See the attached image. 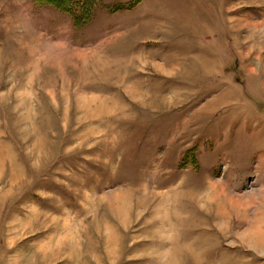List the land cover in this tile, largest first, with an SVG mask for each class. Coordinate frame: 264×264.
<instances>
[{
	"label": "rangeland",
	"instance_id": "374dc122",
	"mask_svg": "<svg viewBox=\"0 0 264 264\" xmlns=\"http://www.w3.org/2000/svg\"><path fill=\"white\" fill-rule=\"evenodd\" d=\"M93 13L0 0V264H264V0Z\"/></svg>",
	"mask_w": 264,
	"mask_h": 264
},
{
	"label": "trees",
	"instance_id": "16d2710c",
	"mask_svg": "<svg viewBox=\"0 0 264 264\" xmlns=\"http://www.w3.org/2000/svg\"><path fill=\"white\" fill-rule=\"evenodd\" d=\"M37 2L54 5L67 12L75 22H79L82 18L87 19L89 16L91 18L92 15H94V6L99 0H64L63 5L58 4L53 0H37Z\"/></svg>",
	"mask_w": 264,
	"mask_h": 264
},
{
	"label": "crops",
	"instance_id": "0c3cea01",
	"mask_svg": "<svg viewBox=\"0 0 264 264\" xmlns=\"http://www.w3.org/2000/svg\"><path fill=\"white\" fill-rule=\"evenodd\" d=\"M203 57H205V56H203ZM209 57H213V56H210L209 55ZM208 63L209 64H212L213 65V68H212V66L211 65H209V66H207V69H206V73L208 74V75H214V76H218L219 74H222V73H224V66L222 65V66H219L218 65V62H216V61H213V60H210V58H209V61H208ZM191 71V70H190ZM192 74V75H191ZM191 77L189 78V75L187 76V77H185V81H179V80H177V81H173V83H175V84H181V86L183 85V88H186V90L187 89H189L190 87H187V86H189L188 84L191 82L190 81V79H192V78H194V76H195V73H193V72H191ZM173 83H171V88H173L174 87V85H173ZM183 83H186L185 85L183 84ZM175 88V87H174ZM231 88V87H230ZM170 90H174V89H170ZM233 91V90H232ZM231 92V91H230ZM223 94H224V92H223ZM227 96V92L225 91V94H224V96ZM170 99L171 100H177L176 98H174L173 99V97L172 96H170ZM221 99H223V98H221V97H216L215 99H211L208 103L210 104V106H212V105H214L215 103L216 104H219V103H221L222 105H224L225 104V106H230L231 104H232V106H235V103H234V100H224V101H220ZM159 100H162L161 99V97H160V99ZM238 101V100H237ZM240 101V100H239ZM238 101V102H239ZM173 102V101H172ZM172 104H174V102L172 103ZM220 104V105H221ZM235 119H231L230 120V122H228L229 120L228 119H226V120H224V121H226V124H227V127L229 126V128H230V126H231V123L234 121ZM236 134H238V133H236ZM247 155V154H246ZM246 159H247V157H246ZM262 165H264V161L262 162Z\"/></svg>",
	"mask_w": 264,
	"mask_h": 264
},
{
	"label": "bare ground",
	"instance_id": "6f19581e",
	"mask_svg": "<svg viewBox=\"0 0 264 264\" xmlns=\"http://www.w3.org/2000/svg\"><path fill=\"white\" fill-rule=\"evenodd\" d=\"M264 232H260L258 227L253 228L252 230H250L246 235L245 238L248 236V240L251 238L254 241L255 240H259V237H261V234ZM246 241V240H245Z\"/></svg>",
	"mask_w": 264,
	"mask_h": 264
}]
</instances>
